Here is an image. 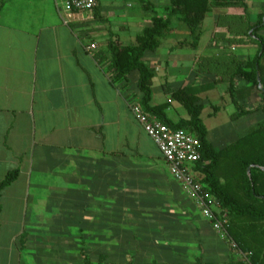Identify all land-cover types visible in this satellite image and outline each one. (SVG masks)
<instances>
[{
	"label": "crops",
	"instance_id": "crops-1",
	"mask_svg": "<svg viewBox=\"0 0 264 264\" xmlns=\"http://www.w3.org/2000/svg\"><path fill=\"white\" fill-rule=\"evenodd\" d=\"M245 3L249 18L254 13L253 25L262 11L251 13ZM96 4L91 13L64 24L56 0H0V181L8 172L18 171L17 179L0 194V232L12 225L13 215L17 225L8 241L15 256H0V264H33L41 252L38 242H47L39 241V232L70 231L72 224L78 225L81 256L80 250H87L88 215L103 214V193L113 198L120 190V177L135 178L137 172L126 170L128 164L167 172L156 146L131 113L141 99L137 72L128 74L124 85H114L98 59L111 53V44L118 49L134 46L136 36L151 26L150 19L145 20L144 14L128 16L119 4L110 8L101 6L100 0ZM242 13L240 8L212 9L195 31V43L189 40L195 37L193 32L181 33L171 21L159 47L142 58L153 74L149 106H161L174 124L189 116L171 94L188 86L203 88L195 105H201L199 118L214 151L236 141V129L264 122L263 112L234 118L228 82L202 70V59L214 64L220 56L246 61L257 54L255 44L227 45L214 39L225 29L216 24L218 15ZM234 84L243 91L237 97L242 107L253 108L261 101L255 90L246 92L243 80L236 78ZM225 108L230 109L227 123L208 128L203 117ZM161 179L166 182L165 176L157 182ZM74 216H80L77 223ZM202 227L215 234L209 223ZM183 243L162 242L158 248L167 251L157 256L173 255L178 258L173 263L184 262L177 249L181 254L195 251L193 258L210 263L244 256L232 242Z\"/></svg>",
	"mask_w": 264,
	"mask_h": 264
},
{
	"label": "trees",
	"instance_id": "trees-1",
	"mask_svg": "<svg viewBox=\"0 0 264 264\" xmlns=\"http://www.w3.org/2000/svg\"><path fill=\"white\" fill-rule=\"evenodd\" d=\"M168 1L167 13L163 17L152 15L151 26L142 29L136 36L134 46L118 49L113 44L110 45L111 58L106 71L114 85L119 82L124 84L128 74L136 71V87L141 94L137 105L170 129L186 131L197 139L200 158L193 165V171L199 174L200 184L217 201L219 209L225 214L223 226L227 237L246 255V260H230L221 264H264V122L221 150L214 151L206 140V128L199 118L201 105H195L196 94L203 88L188 86L171 94V98L178 101L189 116L187 120L174 124L166 118L161 106H149L153 74L142 61L144 53L156 50L159 47V39L171 30L172 18L189 31H193L201 25L205 15L212 8H240L242 15L217 16L216 24L225 25V29L224 32L216 33L214 39L227 45L255 44L258 48L257 54L246 61H237L231 56H220L215 58L218 62L214 64L212 59H202V70L208 69V72L228 82V94L235 108L234 118L256 112L264 113V39L258 35L259 31L264 30V12L259 13L255 23L250 25L245 0ZM236 78L247 83L246 92L255 90L262 95L258 105L248 109L238 104L237 97L243 91L236 88ZM258 84L262 90L258 89ZM17 177V170L8 172L0 181V194ZM80 254L83 264H91L83 249ZM193 264L218 263L197 260Z\"/></svg>",
	"mask_w": 264,
	"mask_h": 264
},
{
	"label": "rangeland",
	"instance_id": "rangeland-1",
	"mask_svg": "<svg viewBox=\"0 0 264 264\" xmlns=\"http://www.w3.org/2000/svg\"><path fill=\"white\" fill-rule=\"evenodd\" d=\"M245 1L251 13L257 10L264 12V0ZM100 2L101 6L109 8L111 5L119 4L128 16L144 14L145 20L147 17L151 19L154 14L163 17L167 13L169 5L168 0H100ZM253 14L250 15V20L254 21ZM171 21L174 22V25L181 27V33L193 32L195 37L189 40L193 43L196 42L197 34L195 31L200 30V27L189 31L176 19L172 18ZM258 35L264 39V30L259 31ZM110 58L111 53L107 56H98L101 64L106 68ZM117 84L119 86L124 85L120 82ZM229 115L230 109L225 108L219 113L203 117V121L208 128L215 129L226 124ZM254 127L236 129L233 135L236 138L242 137ZM128 165L130 166L126 170L137 172L133 176L135 178L129 175V179H121L120 177L118 182L120 190L113 195V198H110V195L107 196L106 192L103 193L106 197L102 199L103 214L88 215L90 221L89 224H86L88 230L85 231L87 237L85 254L91 264H130L140 261L148 264L173 263L178 260L173 255L169 254L163 258L157 256L161 251H167V249L158 248L162 242H184L183 244L188 243V246L192 245L190 242H230L226 235L215 231L210 224L215 234L208 228L203 230L202 223L209 222L203 217L188 190L172 177L168 169L166 172L161 167H148L142 164L134 167L133 163ZM107 170L110 171V167ZM160 176L161 178L165 176L166 182L161 179V182L158 183L157 180ZM105 178L110 180L109 176H105ZM104 188H106V184H104ZM180 191H183L182 195H179ZM15 217L14 215L11 216L12 225L7 228L4 227L0 232V256H15L11 243L8 242L13 231L12 227L16 228L17 226L14 221ZM76 217L79 218L80 216ZM76 217H73L75 223H77ZM71 226L70 231L39 232V241L46 240L47 242H38V248L44 255L42 257L40 252L39 258L33 257V264H83L82 256H79L78 251V225L72 224ZM95 227L96 230L94 231ZM112 242H115L113 247ZM99 244H102V247L98 246ZM176 251L184 261L181 264H193L197 261V258H193L195 251L187 249L185 250L186 254H181V249ZM240 257L242 260H246L245 255ZM198 261L202 262L203 260L199 258ZM221 263L225 262L218 264Z\"/></svg>",
	"mask_w": 264,
	"mask_h": 264
},
{
	"label": "built area",
	"instance_id": "built-area-1",
	"mask_svg": "<svg viewBox=\"0 0 264 264\" xmlns=\"http://www.w3.org/2000/svg\"><path fill=\"white\" fill-rule=\"evenodd\" d=\"M64 24L75 22L80 14H89L96 7V0H56ZM94 45H91L92 49ZM131 113L143 132L156 146L172 177L188 190L203 217L211 227L226 235L225 214L217 201L200 184L201 177L193 171V165L200 158V145L197 139L186 131L172 130L156 117L146 113L139 105L131 107ZM227 236V235H226ZM230 241V240H229ZM232 242V241H230ZM231 245L236 247L232 242Z\"/></svg>",
	"mask_w": 264,
	"mask_h": 264
},
{
	"label": "water",
	"instance_id": "water-1",
	"mask_svg": "<svg viewBox=\"0 0 264 264\" xmlns=\"http://www.w3.org/2000/svg\"><path fill=\"white\" fill-rule=\"evenodd\" d=\"M258 89L259 90H262V88H261V86H260V84H258ZM263 92V94H264V91H262ZM263 170V169H262ZM249 171V170H248ZM264 171V170H263Z\"/></svg>",
	"mask_w": 264,
	"mask_h": 264
}]
</instances>
